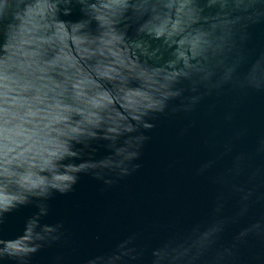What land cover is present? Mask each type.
Returning <instances> with one entry per match:
<instances>
[{
    "label": "water",
    "instance_id": "95a60500",
    "mask_svg": "<svg viewBox=\"0 0 264 264\" xmlns=\"http://www.w3.org/2000/svg\"><path fill=\"white\" fill-rule=\"evenodd\" d=\"M0 264H264V0H0Z\"/></svg>",
    "mask_w": 264,
    "mask_h": 264
}]
</instances>
